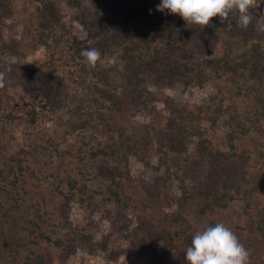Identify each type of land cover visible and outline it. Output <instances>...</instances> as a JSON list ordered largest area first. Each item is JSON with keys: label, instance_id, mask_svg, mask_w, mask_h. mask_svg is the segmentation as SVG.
<instances>
[{"label": "trees", "instance_id": "16d2710c", "mask_svg": "<svg viewBox=\"0 0 264 264\" xmlns=\"http://www.w3.org/2000/svg\"><path fill=\"white\" fill-rule=\"evenodd\" d=\"M63 3L76 12L89 38L99 36L96 42L88 44L64 20L60 0H0L44 49L40 57L23 55L13 63L0 89V246L12 250L0 264H64L70 249L92 241L89 215L101 207L106 188L114 195L123 190L125 206L133 197L137 210L125 253H144L149 238L167 237L177 247L173 262L187 264L195 233L230 222L224 213L239 208L249 216L231 227L237 237L244 228L250 237L264 232V202L258 199L264 177L254 167L264 162V31L257 20L264 0L252 10L247 29L237 28L235 17L231 31L212 18L215 27H206L204 43L194 34L198 26L157 11L161 0ZM88 48L99 49L102 58L117 55L124 70L87 67L80 53ZM13 52L0 29V72ZM191 82L212 86L203 104L171 99L168 115L152 104L149 85L183 92ZM15 85L21 91L14 93ZM140 109L149 120L128 134L122 118ZM155 129L158 154L165 144L185 149L194 141L203 159L238 169L237 179L224 172L185 189L177 204L201 225H190L180 208L162 210L168 186L162 178L154 185H127V157L151 144ZM72 202L84 208L87 219L68 220ZM147 255L151 264H164L158 250Z\"/></svg>", "mask_w": 264, "mask_h": 264}, {"label": "rangeland", "instance_id": "374dc122", "mask_svg": "<svg viewBox=\"0 0 264 264\" xmlns=\"http://www.w3.org/2000/svg\"><path fill=\"white\" fill-rule=\"evenodd\" d=\"M60 3L65 11L63 16L64 20L73 23L79 28L78 36L85 39L88 44L96 42L99 36L89 38L86 31L82 29V25L76 19V12L65 5L63 0H60ZM0 29L3 30L6 36L10 37L14 45V54L7 56V63L3 72L10 71L12 64L23 55L28 59H34L44 55L43 47H39L34 38L25 32L21 24L15 23L6 8L2 6H0ZM206 32V27L200 29L198 26L194 30L195 36L202 43L207 39ZM149 88L153 93L152 104L163 115H168L171 108V99L174 101L183 99L189 103L194 102L200 105L209 98V92H213L212 86L209 83L200 86L196 82H191L183 92H181L179 87L172 90L158 85H149ZM12 90L15 93L21 91V87L20 85H15ZM148 120L149 117L147 114H145L143 109H140L136 113L125 115L122 118V126L130 134L134 129H137L142 124H146ZM183 123L179 122L178 124L182 125ZM158 132L159 130L155 129L153 137L152 132H149L152 137L151 144L145 147L142 146L136 154H129L127 157L126 174L129 178L128 181L132 180L131 184L127 182V185L132 187L134 182L139 184L143 183L144 185L152 183L154 185L157 180L162 178L168 185L166 187L167 191L164 193L165 195L162 194V210L165 212L170 209L180 208L183 211V217L190 222V225L193 223L196 226L201 225L203 222H200L197 220L198 218L189 214L188 208L186 209L182 205L177 204L180 203V197L184 194L185 189L192 188L197 182H208L211 176L215 175L216 177V175L224 172L235 173L233 177L237 179L239 178L236 175L238 169L233 163H228L227 161L220 163L217 160L203 159L196 154L194 141H188L184 147L185 149H182L183 147L178 148L165 144L162 146L160 156L155 150L157 145H159L158 139L160 135ZM260 163L261 165H256L258 167L254 165V167L259 168L261 175L264 177V162ZM108 190L109 188H106L102 191V194L106 198H100L99 203L102 204L101 207L96 211H92L89 215L93 220L92 229H90V240L92 241L90 243L84 242L76 248L70 249L64 264H121L123 261L125 262L126 258L130 260V264H151L147 253L153 249L158 250L160 255H164V264H176L173 262V252L177 248L176 243L167 237L157 240L149 238L143 244L142 248L144 253L124 252V249L130 244L127 239L130 230L138 223L139 218L135 217L137 210L135 211L130 204L133 197L130 202H126V206L124 205V201L126 200L123 190L121 192L119 191L117 195L112 194ZM258 199L264 202V189L258 192ZM67 208L66 216L68 220L76 221L87 219L84 208L78 204L72 202ZM240 209L234 212L224 213L230 221L225 225L230 229L236 221L243 222V218L249 216L243 214V212L240 213ZM238 213L240 214L238 215ZM232 214H235V216L233 217ZM244 229L238 230L241 233L238 238L245 248L250 251L249 264H264V232H261L256 237H250ZM0 249V257H2V260H9L11 258L10 253H12L10 246L3 245L0 246ZM55 249L60 250L58 247H55ZM23 264H27V262H23Z\"/></svg>", "mask_w": 264, "mask_h": 264}, {"label": "clouds", "instance_id": "9594fccd", "mask_svg": "<svg viewBox=\"0 0 264 264\" xmlns=\"http://www.w3.org/2000/svg\"><path fill=\"white\" fill-rule=\"evenodd\" d=\"M262 0H161L157 11L167 10L171 14L179 15L187 25L215 27L212 18L219 17V21L226 30L231 31L233 17L236 27L247 29L253 22V9H258ZM151 12V10H150ZM260 30L264 31V14L257 17ZM84 63L89 68L97 65L117 67L124 70V64L117 55L103 57L96 48L81 51ZM6 85L5 73L0 72V89ZM187 264H249L250 251L240 242L237 235L225 224L216 223L203 231L195 233L191 245L185 252Z\"/></svg>", "mask_w": 264, "mask_h": 264}]
</instances>
